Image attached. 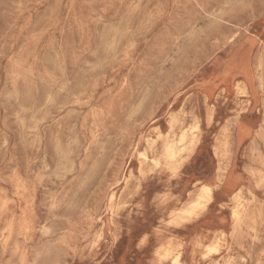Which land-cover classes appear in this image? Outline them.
<instances>
[{"label":"rangeland","instance_id":"1","mask_svg":"<svg viewBox=\"0 0 264 264\" xmlns=\"http://www.w3.org/2000/svg\"><path fill=\"white\" fill-rule=\"evenodd\" d=\"M176 259L264 264V0H0V264Z\"/></svg>","mask_w":264,"mask_h":264},{"label":"bare ground","instance_id":"2","mask_svg":"<svg viewBox=\"0 0 264 264\" xmlns=\"http://www.w3.org/2000/svg\"><path fill=\"white\" fill-rule=\"evenodd\" d=\"M138 7V6H137ZM192 87V86H191ZM6 144V143H5ZM169 154L173 155L174 153L172 152V150L170 149L168 151ZM213 155V154H212ZM211 199V188L209 186H202L201 187V194L199 196V202L197 203V205H201L202 203H208ZM233 216L236 218L237 214H233ZM110 221V220H109ZM23 259V258H22ZM173 264H178L177 263V259L174 260Z\"/></svg>","mask_w":264,"mask_h":264}]
</instances>
